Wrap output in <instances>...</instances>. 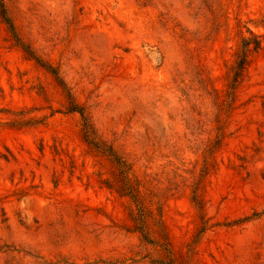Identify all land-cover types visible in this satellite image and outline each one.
<instances>
[{
    "label": "rangeland",
    "instance_id": "374dc122",
    "mask_svg": "<svg viewBox=\"0 0 264 264\" xmlns=\"http://www.w3.org/2000/svg\"><path fill=\"white\" fill-rule=\"evenodd\" d=\"M4 4L167 235L152 218L158 243L132 230L131 199L106 186L116 166L0 16V264H264V0ZM243 38L261 48L228 100Z\"/></svg>",
    "mask_w": 264,
    "mask_h": 264
},
{
    "label": "trees",
    "instance_id": "16d2710c",
    "mask_svg": "<svg viewBox=\"0 0 264 264\" xmlns=\"http://www.w3.org/2000/svg\"><path fill=\"white\" fill-rule=\"evenodd\" d=\"M0 16L2 20L8 25L9 30L11 31L12 35L15 37L18 45H20L24 51L31 56L32 58L36 59L38 63H40L43 67L48 69L56 78L58 84L62 87L65 96L67 98V110L70 112H78L81 116L82 121V133L84 141L87 143V145L107 156L112 163L116 166L117 171V183L118 185H110L106 184L107 187L114 189L118 194L127 196L131 199L133 205L135 208L132 209V212L130 214V218L133 222L132 224V230L137 231L141 234L142 238L148 242V243H158L157 240H155L151 234L149 229L147 228V224L149 222V219L152 218L154 224H156L159 228V233L162 238H166V231L164 226V221L162 218L161 210H160V219L156 217V215L152 212V210L146 209L139 196V187H136L130 177V172L132 171L131 164L127 162L125 158H123L122 155H120L111 145H109L106 141H104L96 132L92 121L89 117V114L85 111L84 107L78 104L70 91V89L67 87L64 80L59 76L58 72L55 70V68L51 65H47L44 62H41V60L34 54V52L29 48V46H26L20 42L19 37L16 33L15 26L8 15L6 11V7L4 4V0H0ZM261 48V42L260 41H254V44L252 46V42L248 40L247 38L242 39L241 46L239 48V51L236 53L235 60L233 61L232 67H231V78L230 82L227 85L226 90V96L228 100H233V98L236 95L238 85L242 81V78L244 76L245 70L247 69L250 58L249 53L252 50H257ZM221 141L217 140L216 145H220ZM192 200L195 203V205L201 209V212L203 211V207L201 206V202L197 200L196 192L193 191ZM202 224L199 229V233L204 232L208 228L207 219L203 215H201ZM160 243V242H159ZM165 249H167L165 247ZM168 250V249H167ZM159 264H173L172 261H158Z\"/></svg>",
    "mask_w": 264,
    "mask_h": 264
}]
</instances>
